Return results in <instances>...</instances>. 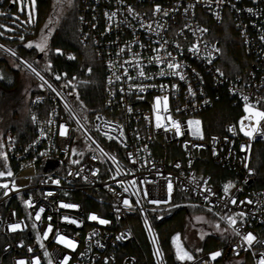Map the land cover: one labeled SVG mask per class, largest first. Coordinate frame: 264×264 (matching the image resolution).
I'll return each instance as SVG.
<instances>
[{"label":"built area","instance_id":"obj_1","mask_svg":"<svg viewBox=\"0 0 264 264\" xmlns=\"http://www.w3.org/2000/svg\"><path fill=\"white\" fill-rule=\"evenodd\" d=\"M74 2L77 40L104 73L90 119L0 41L41 86L28 102L31 138L2 135L0 264H166L152 215L186 201L221 217L229 241L178 264H264V0ZM226 20L248 55L236 74L211 38ZM225 99L235 111L207 135L202 114ZM130 217L150 258L120 252L136 240Z\"/></svg>","mask_w":264,"mask_h":264},{"label":"trees","instance_id":"obj_2","mask_svg":"<svg viewBox=\"0 0 264 264\" xmlns=\"http://www.w3.org/2000/svg\"><path fill=\"white\" fill-rule=\"evenodd\" d=\"M16 5L17 0H3L0 4V41L14 49L35 67L41 69L53 84L63 92L82 118L90 119L93 114L101 110L104 73L102 65L95 59L92 49L80 45L77 40L76 16L74 14L70 15V18L63 21L50 37L49 52L51 54L46 60V66H44L41 58H38L39 54L28 48L27 43L50 11L51 0H35L33 21L27 22L22 28L18 27L17 31L9 33L3 29V25H7L10 14L16 12ZM211 29V38L218 42L221 50L220 66L228 74L240 73L243 62L248 55L232 24L229 20H226L219 25H211ZM53 51L56 53L53 54ZM7 66L4 59L0 58V68L5 73L0 79V86L3 89L10 90L15 87L17 76L14 72L9 71ZM5 68L9 73L5 72ZM231 111H235L234 107L230 101L225 99L215 104L212 109L204 112L202 123L205 133L208 135L220 132L222 125L231 119ZM9 131L16 133L20 141L28 140L32 136L28 118L20 131ZM187 214V207H176L170 211L152 215V224L166 264H178L172 248V239L174 236L181 237ZM130 223L136 240L123 246L120 252L122 254L132 253L138 256L140 249H142L150 258V245L142 226L134 217H130ZM222 246L216 244L210 249L208 247L202 254ZM222 260L226 262L228 259L226 257L219 258L214 264H219ZM116 264H121L120 258H118Z\"/></svg>","mask_w":264,"mask_h":264},{"label":"rangeland","instance_id":"obj_3","mask_svg":"<svg viewBox=\"0 0 264 264\" xmlns=\"http://www.w3.org/2000/svg\"><path fill=\"white\" fill-rule=\"evenodd\" d=\"M71 12L69 0H51L50 11L39 24L36 32L31 35L27 47L41 55V62L44 66H46V60L51 54V52H49L50 37L63 21L70 18V15H72ZM32 14H35V0H18L16 12L10 14V19L7 25H3V29L9 33L17 31L18 27L22 28L27 24ZM54 53L56 52L53 51V54ZM0 58L4 59L7 65L9 64L13 68L23 71L22 67L18 66L12 59L4 54L0 53ZM1 70L2 68H0V72ZM39 70L41 71V69ZM3 74L4 73H0V79L3 77ZM31 81L34 84V88H41L33 77ZM29 82L30 78L26 75L24 76L22 73L20 78L17 74L16 83L18 87L6 90L0 86V180L6 179L7 177V162L4 158L2 135L9 130L18 132L26 124L24 84H28ZM245 111L250 112V109L246 108ZM252 114H254V122H257L259 115L254 112ZM77 145L78 141H74L73 147ZM178 196V202L186 201V198H184L182 194H178ZM185 203L188 214L185 218L181 237L174 236L172 239V248L177 262L185 259L190 260L201 255L208 247L210 249V247H214L216 244L222 246L229 241V231L221 217L204 211L188 201ZM219 264L240 263L228 259L226 262L222 260ZM246 264L251 263L249 261Z\"/></svg>","mask_w":264,"mask_h":264},{"label":"crops","instance_id":"obj_4","mask_svg":"<svg viewBox=\"0 0 264 264\" xmlns=\"http://www.w3.org/2000/svg\"><path fill=\"white\" fill-rule=\"evenodd\" d=\"M7 68L9 69V71L14 72V74H16V76L18 74L19 78L21 77L22 73L24 74V76L26 75L28 78H30V82L28 84H24V97H25L24 107H25V111H26V120H27V118H28V116H27L28 111L27 110H28L29 98H30L31 94L34 93L35 91H37L38 89L34 88V84L31 81L32 77L26 71H24V70L20 71V69H15L12 66H10L9 64H8ZM4 70H5V72L7 71L9 73V71L6 68ZM0 73H3V72L1 71ZM16 87H18L17 83L15 84L14 88H16Z\"/></svg>","mask_w":264,"mask_h":264},{"label":"flooded vegetation","instance_id":"obj_5","mask_svg":"<svg viewBox=\"0 0 264 264\" xmlns=\"http://www.w3.org/2000/svg\"><path fill=\"white\" fill-rule=\"evenodd\" d=\"M69 3H70V8H71V13L72 15L74 14L75 15V2L74 0H69Z\"/></svg>","mask_w":264,"mask_h":264},{"label":"water","instance_id":"obj_6","mask_svg":"<svg viewBox=\"0 0 264 264\" xmlns=\"http://www.w3.org/2000/svg\"><path fill=\"white\" fill-rule=\"evenodd\" d=\"M40 56H41V55L39 54V55H38V58H40Z\"/></svg>","mask_w":264,"mask_h":264}]
</instances>
